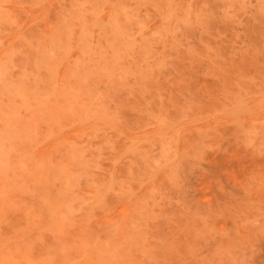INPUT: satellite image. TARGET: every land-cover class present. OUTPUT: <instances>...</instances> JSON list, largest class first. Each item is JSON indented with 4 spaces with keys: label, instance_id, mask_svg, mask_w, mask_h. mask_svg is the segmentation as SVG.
Returning a JSON list of instances; mask_svg holds the SVG:
<instances>
[{
    "label": "rangeland",
    "instance_id": "374dc122",
    "mask_svg": "<svg viewBox=\"0 0 264 264\" xmlns=\"http://www.w3.org/2000/svg\"><path fill=\"white\" fill-rule=\"evenodd\" d=\"M0 264H264V0H0Z\"/></svg>",
    "mask_w": 264,
    "mask_h": 264
}]
</instances>
